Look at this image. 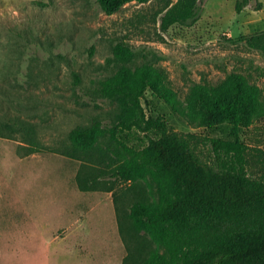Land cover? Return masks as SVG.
I'll use <instances>...</instances> for the list:
<instances>
[{"label": "rangeland", "instance_id": "1", "mask_svg": "<svg viewBox=\"0 0 264 264\" xmlns=\"http://www.w3.org/2000/svg\"><path fill=\"white\" fill-rule=\"evenodd\" d=\"M236 1L205 0L195 23L164 31L165 0H133L112 14L98 0H0V81L13 96L6 106L36 123L47 145L69 143L75 126L101 120L98 148L123 161L126 145L148 143L144 132L118 125L117 103L100 91L101 80L117 70L109 61L114 46L125 40L135 47L137 64L164 71L163 86L183 109L148 91L147 113L164 116L214 162L212 138L236 134L227 123L207 128L190 119L192 85L216 84L239 72L264 91V50L245 41L264 30V0L260 9L252 0L240 12ZM240 138L249 146L250 172L264 175V116ZM20 142L0 138V264H125L129 249L121 225L136 198L152 199L148 182L116 179L113 190H83L77 182L82 160L55 151L22 154Z\"/></svg>", "mask_w": 264, "mask_h": 264}, {"label": "trees", "instance_id": "2", "mask_svg": "<svg viewBox=\"0 0 264 264\" xmlns=\"http://www.w3.org/2000/svg\"><path fill=\"white\" fill-rule=\"evenodd\" d=\"M130 1L98 0L109 14ZM165 1L160 27L167 31L177 23H195L205 0ZM251 3L237 0L235 8L240 12ZM262 6L258 0L254 8ZM245 41L264 50V30ZM136 58L134 46L118 41L109 58L117 70L100 82L101 93L117 103L118 125L137 128L148 137L143 148L126 145L123 161L98 148L104 133L98 119L75 126L69 143L47 145L39 138L36 123L6 106L13 96L1 81L0 138L20 137L22 154L55 151L82 160L77 182L83 190H113L111 182L116 179L148 182L152 199L146 194L136 198L121 225L129 249L125 264H264V175L250 172L249 146L240 138L243 128L264 116V91L239 72L216 84L192 85L187 95L190 119L207 128L227 123L236 134L235 139L212 138L216 158L210 163L170 128L164 116L147 113L148 91L183 109L175 93L163 86L164 71L153 64H137ZM106 175L110 181L103 179Z\"/></svg>", "mask_w": 264, "mask_h": 264}]
</instances>
